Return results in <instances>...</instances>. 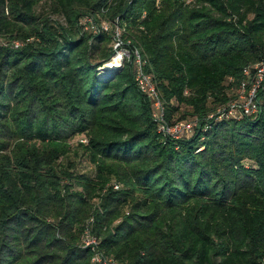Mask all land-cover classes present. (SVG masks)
I'll return each instance as SVG.
<instances>
[{
    "label": "trees",
    "instance_id": "1",
    "mask_svg": "<svg viewBox=\"0 0 264 264\" xmlns=\"http://www.w3.org/2000/svg\"><path fill=\"white\" fill-rule=\"evenodd\" d=\"M41 1L0 0V39L25 43L0 45V264H91L88 217L119 264H264V91L256 116L217 115L264 62V0H50L68 28L36 17ZM97 15L112 30L79 34ZM118 27L164 123L196 120L189 139L159 132L131 63L100 76ZM172 100L189 113L175 122ZM69 132L88 137L95 178L59 163Z\"/></svg>",
    "mask_w": 264,
    "mask_h": 264
},
{
    "label": "rangeland",
    "instance_id": "2",
    "mask_svg": "<svg viewBox=\"0 0 264 264\" xmlns=\"http://www.w3.org/2000/svg\"><path fill=\"white\" fill-rule=\"evenodd\" d=\"M35 13H36V17L41 16L42 20H47L50 24H52L53 26H59L62 28H68L69 23L67 21V19L62 16V15H57L53 13V9H52V4L50 2V0H42L39 5L37 6V8L35 9ZM80 27V32L79 34H85V36L88 37V35H94V36H100L103 34H107L108 31H111V23H109L105 17H103L102 15H97V16H87L84 17L83 19H81V23L79 24ZM122 40H123V32L122 30L118 27L116 29V36H115V41H114V57L118 54H121L123 57L121 63L122 65H120V67H118L117 69L111 70V71H107L106 68L102 67L100 76L104 73L107 72L109 74H114L116 73L118 70H120L123 65L125 64V62H129L133 65L134 67V74H135V82H136V61H137V51L133 53H130L129 51H127V49L124 48V46H122ZM90 42H93L92 40ZM0 45L6 47L9 46L11 49L17 50V49H21L24 47L25 43L16 39H12L8 41L2 40L0 39ZM111 61V60H110ZM110 76V75H109ZM152 78V83L153 85L156 87L158 94L161 97V100L163 101L164 106L168 103L166 102V99L164 98L161 90L158 88L157 86V82L156 80L153 79V76L151 75ZM146 96V95H145ZM147 100L149 101L150 107L152 109V118L154 120H156L155 118V113L157 109H155V105L154 102L151 98H149L148 96H146ZM243 99H241V103H243ZM172 107H179L180 105H178L177 101L172 100L171 103H169ZM179 112H177L176 114H173V122L179 120L182 116H184L185 114H189L187 112V108L180 106L179 107ZM166 112V109H165ZM187 117V116H186ZM93 118V116L91 117ZM190 117H187V119L185 121H189ZM192 121H189L188 123H191ZM91 122H87L85 126L91 125ZM160 129V128H159ZM193 135V131L192 132H176V133H171L170 136H166V137H170L172 138V140H182V139H189L191 136ZM68 137H71V139L66 143L68 144V148L70 150V154L68 155V157H66L65 159L62 158L59 160V163H62L64 166L70 168L71 172H73L72 174H74L75 176H88L89 178H95L96 177V166L92 160V158L89 156L87 150L85 149V146L88 145V137L85 134H79V135H74L71 132L68 133V135H66ZM73 136V137H72ZM82 145V146H80ZM108 187H113L115 191H121L126 189V187L124 186V184L122 183H118L117 181H112V183H109L107 185ZM119 186V190H116L115 187ZM72 189L74 191H78V192H82V189L79 188L78 186H76V184L74 183L72 186ZM105 192V190H103V193ZM92 205L94 208H98L99 206H101V201L99 197H95L92 200ZM101 209V208H100ZM129 208H125L121 210V217H123V215H126L129 213ZM121 218L118 219L116 221V223L114 224L116 226H118V224H120ZM87 224H88V236L94 238L95 240H97L99 242V246L101 243V240L96 237L95 235H93V227H94V219L92 217H88L87 220ZM86 234V233H85ZM83 241H84V237H82L81 240V246H83ZM101 253L103 254L104 258L107 261H112L114 264H119L114 258L112 257H108L104 254L103 251H101ZM92 261V259H91Z\"/></svg>",
    "mask_w": 264,
    "mask_h": 264
},
{
    "label": "built area",
    "instance_id": "3",
    "mask_svg": "<svg viewBox=\"0 0 264 264\" xmlns=\"http://www.w3.org/2000/svg\"><path fill=\"white\" fill-rule=\"evenodd\" d=\"M136 56V84L139 90L154 102L155 109H157L155 118L156 121L160 123L159 132L166 136H170L173 132H192L196 125V120L191 123H178L173 127H168L166 123H164L165 106L163 101L161 100L156 87L152 83L151 76L144 71L145 62L142 60V57L138 53ZM243 76L244 80L240 85V89H238V98L229 103L226 107L217 110L219 120L224 118L242 119L256 116L258 114L257 98L259 92L264 91V62L259 63L252 68L245 69ZM241 99H243V103H241ZM212 117L213 116L210 118ZM115 189L119 190V186H116ZM83 247L90 249L93 253L91 264H114L111 260L107 261L104 258L99 250V242L88 236V232H86L84 236Z\"/></svg>",
    "mask_w": 264,
    "mask_h": 264
},
{
    "label": "bare ground",
    "instance_id": "4",
    "mask_svg": "<svg viewBox=\"0 0 264 264\" xmlns=\"http://www.w3.org/2000/svg\"><path fill=\"white\" fill-rule=\"evenodd\" d=\"M123 56L121 54L116 55L113 60L107 66H104L107 71H111L117 69L121 65V61Z\"/></svg>",
    "mask_w": 264,
    "mask_h": 264
},
{
    "label": "water",
    "instance_id": "5",
    "mask_svg": "<svg viewBox=\"0 0 264 264\" xmlns=\"http://www.w3.org/2000/svg\"><path fill=\"white\" fill-rule=\"evenodd\" d=\"M113 58L114 57H112L111 61L113 60ZM111 61H109L108 63L104 64V66H107L108 64H110ZM121 65H122V63H121Z\"/></svg>",
    "mask_w": 264,
    "mask_h": 264
}]
</instances>
